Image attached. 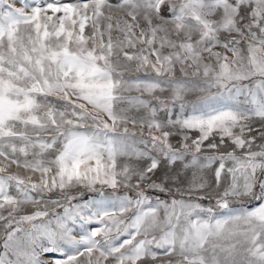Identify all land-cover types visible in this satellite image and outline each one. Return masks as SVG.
<instances>
[{
    "label": "snow or ice",
    "instance_id": "obj_1",
    "mask_svg": "<svg viewBox=\"0 0 264 264\" xmlns=\"http://www.w3.org/2000/svg\"><path fill=\"white\" fill-rule=\"evenodd\" d=\"M0 264H264V0H0Z\"/></svg>",
    "mask_w": 264,
    "mask_h": 264
},
{
    "label": "rangeland",
    "instance_id": "obj_2",
    "mask_svg": "<svg viewBox=\"0 0 264 264\" xmlns=\"http://www.w3.org/2000/svg\"><path fill=\"white\" fill-rule=\"evenodd\" d=\"M179 109H178V107H177V109H176V111H178ZM129 128H131V125H129ZM139 147H143L142 145H140ZM10 171H13V172H15V171H19L22 175L24 174V172H23V170L22 169H20V170H17L16 168H15V166H12L11 168H10ZM88 195H91L90 193H86L85 194V198H87V196ZM205 203H207L206 201H205Z\"/></svg>",
    "mask_w": 264,
    "mask_h": 264
}]
</instances>
